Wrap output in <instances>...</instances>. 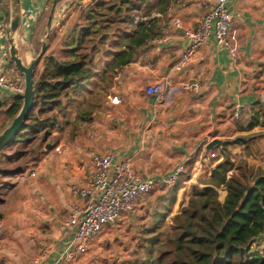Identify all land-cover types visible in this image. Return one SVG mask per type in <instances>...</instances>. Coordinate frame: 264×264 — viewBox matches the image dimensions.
<instances>
[{
    "label": "crops",
    "instance_id": "crops-1",
    "mask_svg": "<svg viewBox=\"0 0 264 264\" xmlns=\"http://www.w3.org/2000/svg\"><path fill=\"white\" fill-rule=\"evenodd\" d=\"M105 1L19 0L15 40L25 62L40 53L46 36L48 47L37 65L36 81L47 56L73 60L86 54L92 71L72 101L65 103L66 109L56 110L59 126L36 150L37 163L31 157L25 161L15 158L17 145L10 147L12 153L4 154L8 162L2 160L4 172L0 174L7 179L0 181V222L4 227L0 264H59L76 231L68 220L74 213L82 217L85 206L73 186H84L91 179L94 154L110 153L115 163L131 159L134 170L146 179L162 178L179 165H187L192 173H187L185 181L192 183L191 195L199 179L210 175L223 157L217 149L213 152L219 158L211 159L208 142L233 137L227 133L234 103L243 101L251 111L255 102L264 101V0L228 2L239 40V59L218 47L211 35L181 67L178 62L191 39L184 29L175 27L174 20L180 19L184 28H197L216 0H174L166 16L153 10L158 0H149L144 8L153 10L151 18H161V35L122 67L115 60L123 47L124 30L132 32L138 22L146 20L143 17L135 16L136 25L131 29L130 25L118 31L114 27L103 40L94 33L85 40L84 48L77 49L83 29L102 10L97 4ZM12 17L13 0H0L4 24L0 28V74L6 70L7 75L20 74L9 53ZM162 79L167 80L165 99L161 104L152 103L146 87ZM186 81H197L201 87L186 90ZM114 95L120 97L119 104L110 101ZM15 98L14 92L0 86V104H10ZM88 109L90 119L84 121L82 114ZM183 188L184 182L177 190L172 215L181 204ZM225 196L223 192L222 201Z\"/></svg>",
    "mask_w": 264,
    "mask_h": 264
},
{
    "label": "trees",
    "instance_id": "trees-1",
    "mask_svg": "<svg viewBox=\"0 0 264 264\" xmlns=\"http://www.w3.org/2000/svg\"><path fill=\"white\" fill-rule=\"evenodd\" d=\"M173 1L158 0L153 10L166 16ZM148 2H100L97 6L102 10L95 12V21L83 29L77 49L84 48L85 40L94 33H99L98 40H103L115 29H128L125 25H130L129 29L135 27V16L143 17L146 20L138 22L132 32L124 30L123 47L115 60L118 67L130 63L141 47L161 35V18H151L153 10L144 8ZM45 62L42 76L36 81L37 106L0 154V174L4 172L2 155L8 148L17 145L13 156L26 157L30 155L26 149L39 137L44 142L52 134L59 126L56 110L66 109L65 103L72 101L92 71V62L87 60L86 54L73 60L47 56ZM22 102V97L16 96L10 104H0V129L13 120ZM87 115H91V109L82 114L84 121L90 119ZM240 127L242 131L264 129V101L253 104L250 118ZM247 141L242 137L227 139L223 145L211 149L212 152L220 150L222 160L211 169L210 175L199 179L187 203L176 215L172 212L181 182L172 184L159 196L151 226L141 232L138 249L142 256L127 260L128 264H264V167L256 169L246 160L236 163L231 152L237 144L247 147ZM30 157L37 163L39 158L35 151ZM223 192H226L224 201L221 200ZM170 215L174 216V221L167 227Z\"/></svg>",
    "mask_w": 264,
    "mask_h": 264
},
{
    "label": "built area",
    "instance_id": "built-area-1",
    "mask_svg": "<svg viewBox=\"0 0 264 264\" xmlns=\"http://www.w3.org/2000/svg\"><path fill=\"white\" fill-rule=\"evenodd\" d=\"M228 2L229 0H216L197 28H184L180 19L174 20L175 27L184 29L185 35L191 39L190 46L181 55L178 67L191 61L197 50L210 40L211 35L218 47L227 50L235 60L239 59V40L233 29V15ZM3 27L4 24L0 21V28ZM6 71L0 74V86L14 92L16 96H21L25 90L23 75H7ZM166 85V79L155 81L146 87V93L154 95L155 103L161 104L165 99ZM183 87L186 90H195L201 86L197 81H186ZM110 101L119 104L121 99L114 95L110 96ZM232 110V117L241 121L245 118L247 106L238 100ZM217 157L219 154L210 153L211 159ZM93 158L95 165L91 179L84 186H73L85 200V206L82 217L74 213L68 220V224L76 226V231L73 240L61 254L59 264H71L79 260L101 231L134 210L135 202L155 188L172 185L186 173V166L181 164L162 178L146 179L134 170L131 159L115 163L114 156L110 153L94 154ZM3 231L4 227L0 222V248Z\"/></svg>",
    "mask_w": 264,
    "mask_h": 264
},
{
    "label": "rangeland",
    "instance_id": "rangeland-1",
    "mask_svg": "<svg viewBox=\"0 0 264 264\" xmlns=\"http://www.w3.org/2000/svg\"><path fill=\"white\" fill-rule=\"evenodd\" d=\"M261 86L264 87L263 84ZM250 112L251 111H249L247 108L245 113L246 119L243 121V123H238L232 116H229L227 134L229 136H233L230 139L242 137L248 140L247 147L241 144H237L232 147L231 152L235 162L242 163L243 160H246L251 165L256 166L257 169L259 166L264 167V129L261 127H256L252 131L241 130L240 125L244 124L246 120L250 118ZM1 123L2 120L0 119V124ZM5 128L0 129V133ZM41 144L42 141L39 137L35 143L26 149L30 155L24 157L22 161L28 160V158L31 156V153L34 151L36 152V150L40 148ZM5 152L6 153L4 154L9 152L12 153V149L8 148ZM5 158V155H2V160ZM3 166L7 167L9 165L3 164ZM185 166L186 173L175 182H181V184L184 182L181 204H179V206L176 207V210L174 211L176 214L181 211L182 207L184 206L183 203H187V199L189 198L188 196L190 195L192 188V183H190V181H185L188 177L187 175L191 172L187 169V165ZM205 173L208 174V172ZM4 180L6 181L7 179H4V176H1L0 181L3 182ZM1 182L0 194L3 193ZM167 187L168 186L155 188L150 193L135 202L134 210L132 212L125 214L121 220H118L115 224L110 225L101 231L93 239L89 250L83 254L79 260L71 264H128L127 260H133L138 258V256H142V251L138 249V245L142 241V237H140L141 232L144 230V228H149L151 226L152 216L156 207L154 206L156 205L154 202L158 201L161 192H163ZM166 221L167 227H169L174 221V216H168Z\"/></svg>",
    "mask_w": 264,
    "mask_h": 264
},
{
    "label": "water",
    "instance_id": "water-1",
    "mask_svg": "<svg viewBox=\"0 0 264 264\" xmlns=\"http://www.w3.org/2000/svg\"><path fill=\"white\" fill-rule=\"evenodd\" d=\"M19 0H13V17L9 26V53L10 59L15 64L17 70L23 75L25 90L21 95L23 102L19 112L13 118L11 123L0 133V154L10 145L16 137L19 130L25 125L32 112L37 106V89L36 68L47 50L46 36L40 53L29 63L25 62L19 54V49L15 40V33L19 27ZM56 3V2H55ZM151 102L155 103V96L151 95ZM237 139V138H236ZM224 140L215 138L208 142L207 149L210 150L215 146L223 145Z\"/></svg>",
    "mask_w": 264,
    "mask_h": 264
}]
</instances>
